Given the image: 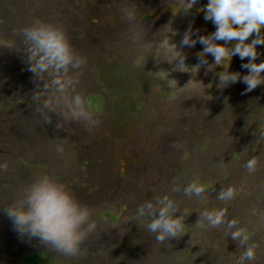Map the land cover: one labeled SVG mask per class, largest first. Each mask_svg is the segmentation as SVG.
Wrapping results in <instances>:
<instances>
[{
	"label": "rangeland",
	"instance_id": "rangeland-1",
	"mask_svg": "<svg viewBox=\"0 0 264 264\" xmlns=\"http://www.w3.org/2000/svg\"><path fill=\"white\" fill-rule=\"evenodd\" d=\"M207 2L173 15L178 0H0V164H8L0 169V210L48 177L87 206L97 224L84 255L64 257L19 236L0 211V264H24L32 254L38 264H241L244 248L226 225H197L199 213L223 208L256 247V260L242 264H264V85L246 93L242 81L218 87L225 69L209 70L210 54L208 65L193 69L204 46L180 41L189 28L193 39L216 30L199 11ZM128 11L134 20L125 18ZM40 24L60 28L86 61L70 71L74 84L64 94L79 95L93 122L66 119L58 90L45 91L28 70L22 30ZM165 41L185 54L186 72L155 56L159 48L171 58L160 47ZM257 51L256 62L264 61V45ZM246 62L237 55L228 71L246 75ZM47 103L57 105L55 112ZM193 182L204 192L187 198L183 188ZM229 186L234 199L218 200ZM164 196L178 205L185 227L158 243L134 213Z\"/></svg>",
	"mask_w": 264,
	"mask_h": 264
},
{
	"label": "clouds",
	"instance_id": "clouds-1",
	"mask_svg": "<svg viewBox=\"0 0 264 264\" xmlns=\"http://www.w3.org/2000/svg\"><path fill=\"white\" fill-rule=\"evenodd\" d=\"M197 2L198 0H178V4L173 5V15L190 12ZM199 11L204 12V19L211 21L216 30L208 35H197L196 39H193L194 33L191 28L184 33L180 41L181 47H195L197 42L204 46L203 51L197 53L200 63L193 69L208 65L207 57L210 54L214 57V62L208 65L209 70L221 65L225 69L218 74V87L224 88L242 81L246 84L244 90L246 93L259 85H264V75H262L264 61L256 62L260 55L257 46L264 45V34H262L264 0H208ZM125 18L134 20L135 14L128 11ZM253 34L255 37L250 43L247 42ZM22 35L27 46L25 55L28 70L38 81H43L45 91L49 87L58 90L60 98L57 103H62L65 118L77 122H93V117L85 110L79 95L69 97L64 94L65 90L74 84V80L69 75L70 71L81 68L86 61L74 53L63 31L52 24H40L25 27ZM234 40L237 43L234 47H229L228 45ZM217 41L225 43L221 44ZM160 47L168 49L171 58H168L167 54L162 55L159 48L156 57H163L168 63L175 62L173 71L186 72L185 69L188 68L185 64L186 56L176 44L165 41ZM173 49H176L174 53ZM237 55L242 61L247 58V62L241 65L248 70L246 75L241 76L239 72L228 71L233 57ZM45 74L55 78L45 81L43 79ZM56 106L53 103L44 105L50 112H55ZM57 150L63 152V147L58 146ZM256 165L257 160L253 158L247 162L246 167L249 171H254ZM7 168V163L0 164V169L6 171ZM172 191L178 192L181 189L173 187ZM203 192V186L194 182L183 188L187 198L199 197ZM234 196L235 192L231 186L226 189L221 188L217 193V199L220 201H231ZM0 211L9 218L19 236L29 240L35 239L44 248L51 249L64 257L84 255L85 250L82 245L97 227L96 222L90 220L89 208L82 205L62 185L48 177L34 181L20 199ZM177 212H179L178 205L164 196L157 198L155 202L148 200L139 204L134 218L143 224L148 233L154 235L158 243H163L166 240L176 239L185 227L184 218L176 215ZM197 225L202 230L226 225L229 230L227 235L238 243V247L244 248L240 257L241 264L243 261L256 260V247L249 243L250 235L245 228L238 226L236 220L227 217L226 208L199 213Z\"/></svg>",
	"mask_w": 264,
	"mask_h": 264
},
{
	"label": "trees",
	"instance_id": "trees-1",
	"mask_svg": "<svg viewBox=\"0 0 264 264\" xmlns=\"http://www.w3.org/2000/svg\"><path fill=\"white\" fill-rule=\"evenodd\" d=\"M39 262V257L36 254L28 255L23 259L24 264H38Z\"/></svg>",
	"mask_w": 264,
	"mask_h": 264
}]
</instances>
